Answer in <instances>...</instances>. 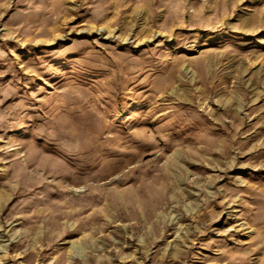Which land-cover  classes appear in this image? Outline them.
<instances>
[{
  "label": "rangeland",
  "instance_id": "obj_1",
  "mask_svg": "<svg viewBox=\"0 0 264 264\" xmlns=\"http://www.w3.org/2000/svg\"><path fill=\"white\" fill-rule=\"evenodd\" d=\"M0 264H264V0H0Z\"/></svg>",
  "mask_w": 264,
  "mask_h": 264
}]
</instances>
